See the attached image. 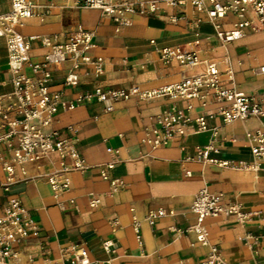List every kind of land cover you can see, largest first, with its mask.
<instances>
[{"label":"crops","instance_id":"crops-1","mask_svg":"<svg viewBox=\"0 0 264 264\" xmlns=\"http://www.w3.org/2000/svg\"><path fill=\"white\" fill-rule=\"evenodd\" d=\"M27 1L34 6L32 14L21 19L16 30L29 41L31 62L41 60L47 51L41 40L67 42L79 29L92 34L94 47L85 55L103 61L100 75L91 65L76 70L79 80L73 87L64 84L69 64L50 68L49 89L60 93L63 101H74L96 89L152 90L198 74L201 66L184 68L176 60L164 63L160 59L159 49L174 47L213 61L222 73L230 69L237 91L264 93V74L259 72L264 67V30L246 32L223 46L206 15L197 13L189 3L178 7L167 0H155L156 11L149 13L146 0H131L138 2L135 12L129 24L121 26L100 10L84 7L83 0ZM10 8L11 0H0V15ZM196 18L201 19L198 27L193 26ZM234 22L232 15L223 19V30H230ZM10 79L5 41L0 38L4 108L13 101ZM222 79L226 82L225 74ZM104 106L91 99L73 110L60 109L52 120L50 129L57 130L86 165L83 171L62 176L67 191L55 193L46 179L61 167L58 153L33 162H12V152L0 143V157L13 168L7 190L8 176L0 168V210L15 198L38 228L36 235L30 233L12 244L17 260L2 264H70L79 249L87 252L88 264H199L209 248L196 243L194 235L185 230L195 222L190 206L201 189L221 194L224 203H236L248 215L242 223L234 215L206 218L209 243L227 264H264V160L255 161L252 143L245 135L260 126L257 119L224 124L214 116L206 119L205 131L195 133L191 124L186 126L185 136H174L168 144L153 148L144 139L147 131L158 128L156 118L164 111L176 110L194 120L214 106H202L195 100L136 96L114 102L109 112ZM5 132L6 126L0 123V135ZM209 144L214 149L209 158L226 166L196 161V148ZM242 163H257L258 169L243 170L239 167ZM109 164V179L103 180L101 170ZM113 179L122 183L117 190L110 186ZM91 199L99 201L93 208ZM158 209L166 215L147 224L148 212ZM132 216L139 222L140 243L131 225ZM114 221L117 225L112 227ZM105 242L111 244L109 251L103 249Z\"/></svg>","mask_w":264,"mask_h":264},{"label":"built area","instance_id":"built-area-1","mask_svg":"<svg viewBox=\"0 0 264 264\" xmlns=\"http://www.w3.org/2000/svg\"><path fill=\"white\" fill-rule=\"evenodd\" d=\"M171 6L184 7L188 3L197 13H204L215 30V37L221 45L245 36L246 32L264 30V0H167ZM83 6L89 9H98L104 15L111 17L118 25L126 26L129 18L135 12L138 2L131 0H83ZM148 12L156 11L155 0H146ZM33 5L27 0H11L10 10L0 15V38L5 41L7 51L8 71L11 75L12 102L3 107L0 97V123L6 126V132L0 135V143L13 154L12 162H33L50 153H58L61 167L46 176L51 189L57 193L68 190V183L62 176L70 171H83L86 169L85 161L76 152L75 148L59 137L57 130L50 129L52 120L57 112L73 110L81 102L95 99L105 104L104 111H112V104L129 96L139 99L151 100L159 97L171 99L195 100L202 106H214L206 115H201L191 120L188 116L176 110L164 111L156 118L157 129L147 131L144 142L153 148L168 144L174 136L186 135V126L193 125L195 133L207 129L206 119L219 116L224 124L235 121H245L255 118L260 126L247 131L246 137L252 143L250 149L255 161L264 160V93L246 95L234 88L233 73L230 69L220 72L213 61L201 60L195 52L184 51L179 47L162 48L158 50L160 59L167 63L176 60L181 67L194 68L201 66L198 74L182 76L178 83L157 89L139 91L137 88L129 90H101L78 96L74 101H63L61 94L51 92L49 83L52 78L50 68L69 64V72L65 75L66 86H76L78 75L75 73L82 65H91L96 75L103 72L101 58L91 59L85 52L93 48L92 34L85 30L75 31L67 42L51 43L47 39L41 40L47 49L41 60L31 62L29 55V41L25 40L16 30L21 19L32 14ZM234 16L235 22L230 30H223L222 20ZM176 19L172 18L174 22ZM200 18L193 21V26L198 27ZM154 44L153 41L150 42ZM227 62V61H225ZM29 70L28 72L26 70ZM264 74V67L259 69ZM226 76V82L222 79ZM191 106H188L190 109ZM15 140V145L13 144ZM213 146L211 144L196 148V161L211 163L217 166H226L225 162H218L209 158ZM69 164H66V161ZM243 170H257L258 164H240ZM0 168L7 174V183L12 181L13 168L10 163L0 157ZM112 168L109 164L101 170L103 180H108L106 170ZM112 190H117L122 183L110 180ZM98 199L89 201L90 207L98 204ZM190 212L194 215L195 222L185 232H191L196 243L209 248L205 258L199 264H227L220 255L217 247L209 243V232L204 226L206 218L234 215L240 223L248 215L243 213L236 203H224L221 194L199 190L191 203ZM166 215L163 209L148 212L145 221L153 225L157 218ZM112 227L117 222H112ZM132 228L136 240L140 243V227L138 220L132 216ZM37 234L35 222L28 216L26 209L15 198H10L0 210V264L8 260H17V252L12 249V244L26 239L29 234ZM110 242L103 244V249L109 251ZM87 252L77 250L70 264H88Z\"/></svg>","mask_w":264,"mask_h":264}]
</instances>
